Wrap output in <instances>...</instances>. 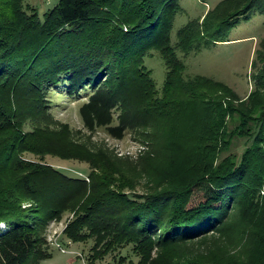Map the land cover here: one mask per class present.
Instances as JSON below:
<instances>
[{
  "label": "trees",
  "instance_id": "1",
  "mask_svg": "<svg viewBox=\"0 0 264 264\" xmlns=\"http://www.w3.org/2000/svg\"><path fill=\"white\" fill-rule=\"evenodd\" d=\"M24 3L0 0V264L50 259L46 231L67 214V239L93 241L90 263L131 246L137 264H264V39L245 98L186 77L177 54L224 42L219 28L264 15V0H224L175 44L179 0H59L43 18ZM153 51L166 66L160 90L145 65ZM57 91H91L87 131L135 132L147 145L140 164L53 123ZM47 158L88 165L89 181Z\"/></svg>",
  "mask_w": 264,
  "mask_h": 264
},
{
  "label": "rangeland",
  "instance_id": "2",
  "mask_svg": "<svg viewBox=\"0 0 264 264\" xmlns=\"http://www.w3.org/2000/svg\"><path fill=\"white\" fill-rule=\"evenodd\" d=\"M59 0H25L28 11L36 10L40 17L53 8ZM224 0H179L182 11L176 16L171 39L175 44L178 31L190 21L206 17ZM32 8V9H31ZM43 18V17H42ZM219 40L205 45L198 52L177 54L185 65L186 77H205L217 81L236 92L240 98H245L254 88L251 77L253 69L252 61L257 59V51L261 50L260 42L264 39V15L250 10L248 19H240L232 28L222 26L218 30ZM227 41V42H226ZM211 43V42H209ZM146 67L151 71V76L160 90L166 77V66L161 55L153 51L145 59ZM259 68L262 66L258 62ZM62 92V91H60ZM51 95L50 114L54 122L68 124L77 139H84L96 148L109 149L120 158H127L134 163L139 156L147 150L146 143L133 131H125L123 137H112L106 127L97 128L95 131H87L81 117L83 104L89 102L91 91H82L80 95L68 96L58 91ZM114 122L118 125L119 109L111 112ZM233 127V124H230ZM247 143L244 140L236 141L232 153L240 154ZM227 154H225L226 156ZM32 158V157H29ZM46 163L69 177L86 178L90 172L88 165L79 162H65L59 159L47 158ZM140 161L138 164L139 165ZM88 182L89 179L86 178ZM143 184L139 186L141 192ZM264 194V190L262 192ZM204 192L198 188L195 190L189 208L195 207L203 200ZM72 215L67 214L60 222L51 223L46 231L47 247L52 257L41 264H117L120 258H125L124 264H137L139 257L132 251L131 246H125L109 254L105 259L90 263L89 256L93 241L72 242L67 239L63 231Z\"/></svg>",
  "mask_w": 264,
  "mask_h": 264
}]
</instances>
